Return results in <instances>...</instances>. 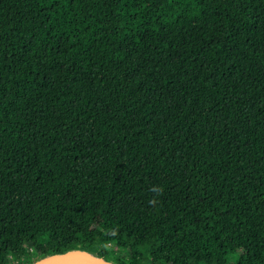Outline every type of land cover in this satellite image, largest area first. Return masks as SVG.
Listing matches in <instances>:
<instances>
[{
    "label": "trees",
    "instance_id": "obj_1",
    "mask_svg": "<svg viewBox=\"0 0 264 264\" xmlns=\"http://www.w3.org/2000/svg\"><path fill=\"white\" fill-rule=\"evenodd\" d=\"M264 264V0H0V264Z\"/></svg>",
    "mask_w": 264,
    "mask_h": 264
},
{
    "label": "water",
    "instance_id": "obj_2",
    "mask_svg": "<svg viewBox=\"0 0 264 264\" xmlns=\"http://www.w3.org/2000/svg\"><path fill=\"white\" fill-rule=\"evenodd\" d=\"M32 264H117L112 259L83 248H72L39 258Z\"/></svg>",
    "mask_w": 264,
    "mask_h": 264
},
{
    "label": "rangeland",
    "instance_id": "obj_3",
    "mask_svg": "<svg viewBox=\"0 0 264 264\" xmlns=\"http://www.w3.org/2000/svg\"><path fill=\"white\" fill-rule=\"evenodd\" d=\"M11 264H20V261H18V260H13Z\"/></svg>",
    "mask_w": 264,
    "mask_h": 264
}]
</instances>
